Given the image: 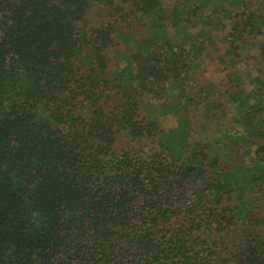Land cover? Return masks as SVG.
<instances>
[{
    "label": "trees",
    "instance_id": "trees-1",
    "mask_svg": "<svg viewBox=\"0 0 264 264\" xmlns=\"http://www.w3.org/2000/svg\"><path fill=\"white\" fill-rule=\"evenodd\" d=\"M0 264H264V0H0Z\"/></svg>",
    "mask_w": 264,
    "mask_h": 264
},
{
    "label": "rangeland",
    "instance_id": "rangeland-1",
    "mask_svg": "<svg viewBox=\"0 0 264 264\" xmlns=\"http://www.w3.org/2000/svg\"><path fill=\"white\" fill-rule=\"evenodd\" d=\"M170 1H171V0H169V2H170ZM252 71H253V70H251L250 72L253 73ZM209 76H210L211 78H215V77H216L215 75H211V73L209 74Z\"/></svg>",
    "mask_w": 264,
    "mask_h": 264
}]
</instances>
